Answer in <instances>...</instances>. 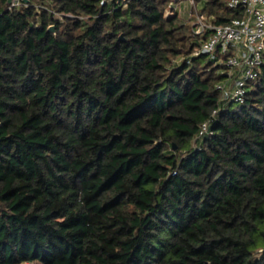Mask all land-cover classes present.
Here are the masks:
<instances>
[{
  "label": "trees",
  "instance_id": "16d2710c",
  "mask_svg": "<svg viewBox=\"0 0 264 264\" xmlns=\"http://www.w3.org/2000/svg\"><path fill=\"white\" fill-rule=\"evenodd\" d=\"M170 1L0 0V264H264V54L220 100Z\"/></svg>",
  "mask_w": 264,
  "mask_h": 264
},
{
  "label": "built area",
  "instance_id": "2783aa9c",
  "mask_svg": "<svg viewBox=\"0 0 264 264\" xmlns=\"http://www.w3.org/2000/svg\"><path fill=\"white\" fill-rule=\"evenodd\" d=\"M174 2L170 1V11L176 8ZM227 4L241 13L224 24H213L195 6L194 34L209 33L199 40L193 54H205L225 66L224 77L216 85L220 100L243 102L246 84L258 75L264 54V0H228ZM206 131L204 122L199 134Z\"/></svg>",
  "mask_w": 264,
  "mask_h": 264
},
{
  "label": "rangeland",
  "instance_id": "374dc122",
  "mask_svg": "<svg viewBox=\"0 0 264 264\" xmlns=\"http://www.w3.org/2000/svg\"><path fill=\"white\" fill-rule=\"evenodd\" d=\"M180 0H176V2H174L176 9H172V11L169 10V6L166 8L165 10V14H171L174 11H177L179 16L181 18H183L185 21L187 20H191L194 22V14L195 13V6H197L198 8L200 7L199 4L195 1L191 2L190 0H184V3H180ZM198 11V9H197ZM191 18V19H190ZM208 58V57H207Z\"/></svg>",
  "mask_w": 264,
  "mask_h": 264
},
{
  "label": "crops",
  "instance_id": "0c3cea01",
  "mask_svg": "<svg viewBox=\"0 0 264 264\" xmlns=\"http://www.w3.org/2000/svg\"><path fill=\"white\" fill-rule=\"evenodd\" d=\"M179 2L183 4L184 3V0H180Z\"/></svg>",
  "mask_w": 264,
  "mask_h": 264
},
{
  "label": "water",
  "instance_id": "95a60500",
  "mask_svg": "<svg viewBox=\"0 0 264 264\" xmlns=\"http://www.w3.org/2000/svg\"><path fill=\"white\" fill-rule=\"evenodd\" d=\"M52 29V27H50Z\"/></svg>",
  "mask_w": 264,
  "mask_h": 264
}]
</instances>
